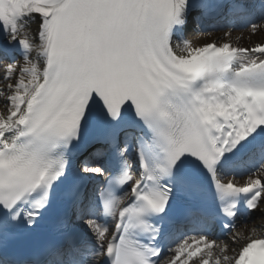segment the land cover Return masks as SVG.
I'll use <instances>...</instances> for the list:
<instances>
[{
	"label": "snow or ice",
	"instance_id": "snow-or-ice-1",
	"mask_svg": "<svg viewBox=\"0 0 264 264\" xmlns=\"http://www.w3.org/2000/svg\"><path fill=\"white\" fill-rule=\"evenodd\" d=\"M253 10L264 0H0L24 50L9 63L0 45V264H264V238L210 234L236 218L229 198L264 213V41L184 34L193 11L195 35ZM251 160L245 183L222 176ZM185 225L209 234L164 252Z\"/></svg>",
	"mask_w": 264,
	"mask_h": 264
},
{
	"label": "bare ground",
	"instance_id": "bare-ground-1",
	"mask_svg": "<svg viewBox=\"0 0 264 264\" xmlns=\"http://www.w3.org/2000/svg\"><path fill=\"white\" fill-rule=\"evenodd\" d=\"M230 33V35H229ZM221 39L222 42H230L234 46L236 44H240L242 42L247 43L249 46H252L253 44H256L260 42V40H264V32H259L256 35H252L251 32L246 29L242 31H235V32H218V33H212V34H201L197 33L195 35H192V42L201 45L208 39ZM261 219H254L251 222H249L248 225L240 228L239 233L242 235V239L240 243H245V241H250L252 239L258 238L262 232L263 227H261ZM253 228H255V236H253ZM239 247V245H237Z\"/></svg>",
	"mask_w": 264,
	"mask_h": 264
},
{
	"label": "rangeland",
	"instance_id": "rangeland-1",
	"mask_svg": "<svg viewBox=\"0 0 264 264\" xmlns=\"http://www.w3.org/2000/svg\"><path fill=\"white\" fill-rule=\"evenodd\" d=\"M191 35H192V33H191ZM209 41H211V39H208V40H206V42H209ZM262 41H264L263 39L262 40H260V42H262ZM220 42H222V40L221 39H219V43ZM259 43V42H258ZM254 45V44H253ZM239 46H249L247 43H245V42H242V43H240L239 44ZM259 218H261V213H259V212H256L255 214H254V216H253V219H259ZM240 230V229H239Z\"/></svg>",
	"mask_w": 264,
	"mask_h": 264
}]
</instances>
